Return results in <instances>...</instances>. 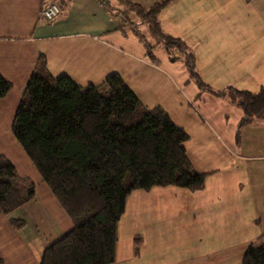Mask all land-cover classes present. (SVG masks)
Here are the masks:
<instances>
[{
    "label": "crops",
    "instance_id": "1",
    "mask_svg": "<svg viewBox=\"0 0 264 264\" xmlns=\"http://www.w3.org/2000/svg\"><path fill=\"white\" fill-rule=\"evenodd\" d=\"M52 1L60 5L61 14L52 21L41 19L42 7ZM119 2L108 0L105 6L100 0H0V75L13 84L0 99V153L21 176L35 181V198L16 211L34 210L40 220L38 235H33L43 237L35 246L37 238L31 235L30 240L24 227L17 229L10 222L16 211L1 215L0 264H40L46 246L73 227L12 132L40 56L54 77L68 75L82 86L101 84L113 73L124 78L130 63L162 71L155 57H146V46L121 30V15L111 11L120 10ZM141 21L138 16L137 23ZM158 21L163 33L187 43L196 65L200 56L207 64L215 54H228L239 67V90L264 88V0H169ZM260 119L235 129L237 134L227 143L215 137L221 144L205 145L206 125L198 141L190 137L187 153L197 171L208 173L202 189L159 186L132 192L118 223L112 264H242L248 246L259 244L264 235Z\"/></svg>",
    "mask_w": 264,
    "mask_h": 264
},
{
    "label": "trees",
    "instance_id": "2",
    "mask_svg": "<svg viewBox=\"0 0 264 264\" xmlns=\"http://www.w3.org/2000/svg\"><path fill=\"white\" fill-rule=\"evenodd\" d=\"M123 1L150 23L169 53L188 52L180 37L162 32L158 15L169 0L149 9ZM187 54L192 74L198 75L193 54ZM12 88L0 75V99ZM230 89L247 114L240 128L254 117L264 118V88ZM12 132L73 224L46 246L40 264H112L118 223L132 192L159 186L196 191L208 174L197 171L187 153V131L163 107L145 106L120 74L83 87L68 75L54 77L44 55L23 92ZM36 189L35 181L21 176L0 153V216L32 201ZM10 222L16 228L25 225L20 218ZM139 245L136 241L137 253ZM242 264H264V235L248 246Z\"/></svg>",
    "mask_w": 264,
    "mask_h": 264
},
{
    "label": "rangeland",
    "instance_id": "3",
    "mask_svg": "<svg viewBox=\"0 0 264 264\" xmlns=\"http://www.w3.org/2000/svg\"><path fill=\"white\" fill-rule=\"evenodd\" d=\"M121 1L119 2L120 10L115 8L111 10L114 14L117 12L121 15L117 18L120 20L121 30L124 34L137 37L147 48L146 57L149 59L148 51L152 52L162 69L155 72V70L139 68L140 65L130 63L129 71L125 73L126 77L123 78L121 75L124 81L145 106L150 109L156 106L163 107L173 122L184 127L195 142L199 139V130H202L205 125L207 127L205 145L221 144L215 137L226 143L229 142L231 137H235V132L237 134L239 129L242 130L246 126L240 128L239 124L243 117L247 116L239 98L230 89L243 84L242 81L237 80L236 73L239 67L234 58L228 57V54L219 53L213 55L212 59H208L211 62L205 64L203 57L200 56L199 65L195 62V72L198 75H193L187 54L189 50L185 52L173 49L169 53L160 38L150 30V23L141 17L136 9L131 8L125 1ZM158 1L160 0L138 2L130 0L138 5L145 4L146 7L141 5L145 9H149ZM137 15L142 23H137ZM85 86L87 85H83ZM261 122L262 120L257 117L251 121L253 124ZM209 129L210 134H208ZM219 148L218 146L217 149ZM14 215L16 218L25 220V225L17 229L24 227L22 231L27 238L34 232L38 235L39 227L36 226V221L38 222L40 218L34 210H20V212H14ZM35 238L37 239L33 242L35 246H39L41 241L37 240L43 237ZM43 244L44 242L40 244V247Z\"/></svg>",
    "mask_w": 264,
    "mask_h": 264
},
{
    "label": "built area",
    "instance_id": "4",
    "mask_svg": "<svg viewBox=\"0 0 264 264\" xmlns=\"http://www.w3.org/2000/svg\"><path fill=\"white\" fill-rule=\"evenodd\" d=\"M105 6H108V0H100ZM61 14V7L57 2L45 4L40 12V17L47 21L55 20Z\"/></svg>",
    "mask_w": 264,
    "mask_h": 264
}]
</instances>
